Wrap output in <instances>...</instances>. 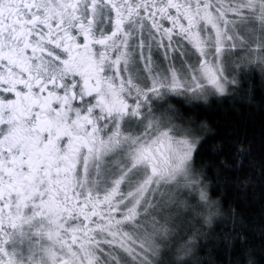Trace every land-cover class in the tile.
Instances as JSON below:
<instances>
[{
	"label": "snow or ice",
	"instance_id": "1",
	"mask_svg": "<svg viewBox=\"0 0 264 264\" xmlns=\"http://www.w3.org/2000/svg\"><path fill=\"white\" fill-rule=\"evenodd\" d=\"M0 264H264V0H0Z\"/></svg>",
	"mask_w": 264,
	"mask_h": 264
}]
</instances>
